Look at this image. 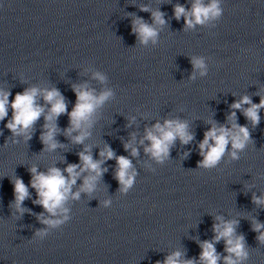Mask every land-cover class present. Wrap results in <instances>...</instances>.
I'll use <instances>...</instances> for the list:
<instances>
[{"label":"clouds","instance_id":"obj_1","mask_svg":"<svg viewBox=\"0 0 264 264\" xmlns=\"http://www.w3.org/2000/svg\"><path fill=\"white\" fill-rule=\"evenodd\" d=\"M142 11H148L147 7H142ZM223 14L220 6V0H192L191 8L186 9L184 5L176 4L174 6V16L177 20L184 18L186 28H194L196 25H205L209 21L219 20ZM154 25L163 26L166 24L164 13L157 10L152 12ZM153 24L145 22L141 18L133 21L132 32L136 34L140 43L147 44L149 40L156 42L158 30ZM191 63L194 69H199L200 74L206 75L207 66L202 57H192ZM94 78L101 83L105 81V76L99 72L94 73ZM194 78V76H193ZM76 93V103L71 112H68L67 103L58 89H39L31 87L25 89L22 93H17L13 100H9L11 93L6 90H0V121H4L8 116L9 109L12 110V117L5 125L14 136H23L25 141L30 140L31 131L35 123L43 115L45 123L44 131L41 133V142L45 145V150L54 151L61 146L55 137L59 129L56 120L62 114L69 117V127L64 130L65 135L70 137L72 142L83 144L91 135L90 129L93 125V116L100 106L109 100L113 93L111 90H104L96 94L88 86H74ZM38 97H42L45 104L48 105L47 112L45 107L37 103ZM244 105H249L243 108ZM231 108L242 110L243 115L253 126L260 123V110L264 109V96H261L259 103H253L248 95L241 97L239 101L232 103ZM134 120V118H132ZM231 127L227 125H217L211 122L212 126L205 131L204 138L199 144L200 155L202 159L198 167L211 169L216 167L228 152L229 145L232 151L229 153L232 159H238V153L243 151L251 140V135L247 126L237 124L236 111H231L227 117ZM73 133H77L73 135ZM179 139L182 144H188L193 139V134L189 131V125L186 121L179 119H167L163 124L156 122L152 127L145 129V135L140 140V144L148 141V146L144 151L151 155L156 161L163 162L170 155V148ZM136 141L135 134L132 139L124 144L125 151L131 150V155H138V149L134 147ZM80 164H68L61 170L58 167H51L46 172L38 171L35 166L29 168L32 175L30 186L35 189L37 199L34 203L41 205L51 216H57L58 213H67L68 209L64 207L66 201L71 195L73 199H78L80 192L91 193L96 187V181L103 175L107 169L101 167L104 160L115 159L117 162L116 179L121 185V191L127 192L135 182V171L131 160L126 156H116L114 151L105 146L100 152L102 160H94L90 148L85 146L84 150L78 153ZM79 169V171L77 170ZM67 173L65 176L64 173ZM88 172L89 175L83 179L80 190L72 193L71 189L76 184L82 173ZM14 202L11 205L16 212L21 215L26 211L22 204L26 198H29L28 185L20 178L13 181ZM252 201L256 205H264V196L253 195ZM108 202L105 201V204ZM42 219L41 217H38ZM68 217L63 219L42 220L43 223L50 226L62 224ZM218 223L213 224V241H203L200 244L201 253L199 260L202 264H218L221 257L216 252L215 243L221 239L225 241V251L228 253L224 257L225 264H243L248 258V251L245 245L243 235L236 234L237 221H225L217 216ZM264 224L253 220V231L259 233L257 240L264 243ZM43 236V232L37 233ZM182 253L175 251L168 255L163 262L157 261V264H196L195 259H181Z\"/></svg>","mask_w":264,"mask_h":264},{"label":"water","instance_id":"obj_2","mask_svg":"<svg viewBox=\"0 0 264 264\" xmlns=\"http://www.w3.org/2000/svg\"><path fill=\"white\" fill-rule=\"evenodd\" d=\"M31 87L40 89L23 1L0 0V90L9 91L11 101ZM37 103L42 105L41 97ZM11 117L9 109L0 121V264H55L54 227L42 222L53 216L34 203L37 194L30 186V167L41 172L50 168L48 151L40 139L44 116L35 123L27 141L5 126ZM17 177L28 185L30 194L22 204L26 209L22 215L11 207ZM41 214L42 219L38 218ZM39 232L44 235H37Z\"/></svg>","mask_w":264,"mask_h":264}]
</instances>
